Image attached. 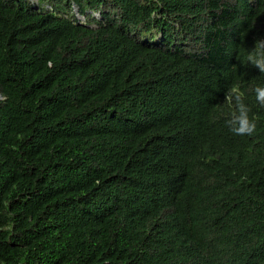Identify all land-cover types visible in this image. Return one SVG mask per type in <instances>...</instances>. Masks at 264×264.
Masks as SVG:
<instances>
[{"label": "trees", "instance_id": "1", "mask_svg": "<svg viewBox=\"0 0 264 264\" xmlns=\"http://www.w3.org/2000/svg\"><path fill=\"white\" fill-rule=\"evenodd\" d=\"M258 39L264 0H0V264H264Z\"/></svg>", "mask_w": 264, "mask_h": 264}, {"label": "clouds", "instance_id": "2", "mask_svg": "<svg viewBox=\"0 0 264 264\" xmlns=\"http://www.w3.org/2000/svg\"><path fill=\"white\" fill-rule=\"evenodd\" d=\"M75 16L78 22H84L81 15H79L75 8H73ZM94 17L98 16L97 11H91ZM85 23V22H84ZM91 26L92 22H86ZM257 48L260 49L257 55L250 54L249 61L259 69L260 72H264V39H258L256 42ZM233 95L226 97L228 100H235L236 111L232 114V119L228 121L230 130L236 135H248L251 136L256 130V121L253 117L249 118L250 108L243 103V94L238 93L235 89L232 90ZM257 102L264 107V87H257L255 89Z\"/></svg>", "mask_w": 264, "mask_h": 264}, {"label": "rangeland", "instance_id": "3", "mask_svg": "<svg viewBox=\"0 0 264 264\" xmlns=\"http://www.w3.org/2000/svg\"><path fill=\"white\" fill-rule=\"evenodd\" d=\"M94 12H96V11H94Z\"/></svg>", "mask_w": 264, "mask_h": 264}]
</instances>
